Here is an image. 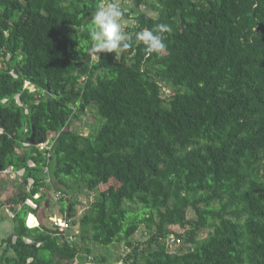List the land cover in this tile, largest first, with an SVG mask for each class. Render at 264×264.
<instances>
[{"label":"trees","instance_id":"1","mask_svg":"<svg viewBox=\"0 0 264 264\" xmlns=\"http://www.w3.org/2000/svg\"><path fill=\"white\" fill-rule=\"evenodd\" d=\"M126 1L148 10L122 8L131 47L96 60L97 0H0V210L15 212L3 264L86 259L88 246L46 224L49 192L65 193L57 203L73 218L84 189L96 199L72 224L81 241L123 242L121 264H264V0ZM157 24L171 31L149 56L134 37ZM91 107L98 124L79 125ZM51 133L45 162L37 144ZM9 165L24 176L5 179ZM172 236L187 247L170 251Z\"/></svg>","mask_w":264,"mask_h":264},{"label":"rangeland","instance_id":"2","mask_svg":"<svg viewBox=\"0 0 264 264\" xmlns=\"http://www.w3.org/2000/svg\"><path fill=\"white\" fill-rule=\"evenodd\" d=\"M118 3L121 5V8H123L124 10H131L132 12H138V11H144L147 10L145 8V6L143 4L139 5L137 8L133 7V4L130 3L129 1L124 0L123 2L121 0H118ZM148 11V10H147ZM120 23L123 26V31L128 34V27L132 26V22L130 21L129 18H127L126 16H123L121 18ZM120 50H118L119 52ZM118 58V57H117ZM116 58V59H117ZM27 87L31 88V84H26ZM161 86V90L164 92H168L169 91V86L166 85L165 83H160ZM34 89V88H33ZM96 112L94 107L88 108L86 110V112L84 113L83 117L81 119L78 120V124L79 125H97L99 122V118L95 117L92 113ZM88 129V128H87ZM87 129L84 130V132H87ZM3 177L5 179H9L8 177H6L5 175H3ZM8 194L11 195L13 194V189L10 187L7 190ZM54 191L49 192L48 196L51 199V206L49 207L50 210V214H48V218L46 220V224L50 227L53 226V221H51V217L53 215H59V216H65L68 215V212L66 211H61L59 208V204L57 205L56 203H54ZM96 192H92V191H87V190H80L78 193H76L74 195V197H72L70 199V201L74 202L75 204V209H74V216L72 218V220H78V218L84 213L86 212L92 205L93 201L96 199ZM9 208V207H8ZM10 209V208H9ZM12 213H15L12 209H10ZM0 224L4 225L5 228H7L10 224V220L8 218H11L10 215L7 213L6 211V206L2 207L0 210ZM172 230L176 231V232H180L182 231V229L178 226H172L171 227ZM67 231V236H72V241H76L82 244V246H88L90 249V253L88 255V260L87 258L84 259L83 258V254L81 255L82 258L80 259V256L78 259H76V261L74 262V264H78L80 263V261L84 264H121V258L127 254L129 252V248L123 243V242H118V243H112L110 245L107 246H99V245H95L90 241H81L79 238V229H78V225H73L71 222L70 227L66 230ZM146 231V227L145 225H141L139 227V229L135 232V234L131 237L132 240L137 241V240H142L143 236L145 234ZM1 236V234H0ZM168 247L170 251H179L183 248H186L187 245L184 244L183 242H178L177 240L173 239L172 237L168 238ZM92 259H94V263L92 262Z\"/></svg>","mask_w":264,"mask_h":264},{"label":"clouds","instance_id":"3","mask_svg":"<svg viewBox=\"0 0 264 264\" xmlns=\"http://www.w3.org/2000/svg\"><path fill=\"white\" fill-rule=\"evenodd\" d=\"M124 12L118 0H97L91 14L88 29L91 58L100 60L99 53L128 50L133 37L123 31L120 23ZM167 24H157L154 29L144 28L135 34L134 39L143 44L146 55L160 54L165 50L163 33L170 32Z\"/></svg>","mask_w":264,"mask_h":264},{"label":"built area","instance_id":"4","mask_svg":"<svg viewBox=\"0 0 264 264\" xmlns=\"http://www.w3.org/2000/svg\"><path fill=\"white\" fill-rule=\"evenodd\" d=\"M26 84H30V83L28 81H26L25 85H24L25 87H27ZM31 88L33 89L32 85H31ZM26 111H27V109H25V112ZM0 132H2L1 128H0ZM54 136H55V134L51 133L49 135V138L45 142L37 144V147L39 148V150L43 152V157H44L45 162H48V160H49L50 149L52 147V141H53ZM23 144L25 146L29 145L28 142H23ZM26 164H27L28 167H31V168L36 166L35 161L32 160V159H28ZM25 170H26L25 167L15 168L13 165H9L5 169H3L1 172H2L3 175L8 177L9 179H16V178H21L22 176H24ZM42 171H43V174H45V176H46L44 181L49 182L50 178L47 175L48 174L47 163L43 164ZM34 183H35L34 177H28V179H27V188H28V190L33 186ZM39 197H40V193L37 192V193H35L33 195V198H26L24 203L26 205H28L29 207H31L32 209H35L37 207V203L35 202V199H38ZM53 198H54L53 202L57 203L58 199H61V198L65 199L66 196H65V193H63L62 191L56 190V191H54ZM6 211L10 215L11 218L14 217L15 213H12L8 207H6ZM30 213L33 214L32 212H29L27 214L25 223H26L27 227L32 228V227L35 226V223L37 224V221H36V218H35L36 216L33 214L35 216L34 217V221L35 222L30 224V217L32 216ZM50 219H51V221H53V226L52 227L53 228L61 227L64 230V233H62L63 239L66 242H68V243H72V239H73L72 236H67V234H66L67 233L66 230L70 227L71 222L73 221L72 218L68 217L67 215H65V216L53 215ZM39 226H40V224H39ZM39 226H37V227H39ZM54 235H60V234L57 232V233H54ZM15 238L16 237L13 236V240H15ZM24 240L26 242H31L30 238H27V237H24ZM87 260H88V255H87ZM91 260L94 263L92 258H91Z\"/></svg>","mask_w":264,"mask_h":264},{"label":"crops","instance_id":"5","mask_svg":"<svg viewBox=\"0 0 264 264\" xmlns=\"http://www.w3.org/2000/svg\"><path fill=\"white\" fill-rule=\"evenodd\" d=\"M57 205H58V203H56ZM59 206V205H58ZM11 211V210H10ZM31 214V213H30ZM33 217H35L33 214H31ZM36 218V221H37V224L35 223V226L34 227H37V226H39V221H38V219H37V217H35ZM0 219H1V217H0ZM9 220H10V224H9V226L7 227V228H5V226L4 225H1L0 224V234H1V236H0V264H3L4 263V261H5V259L4 260H2V257H3V253H4V255H6V256H12V251L11 250H6V247H5V245H3L2 244V239L3 238H5L6 236H8L11 232H12V229H13V218H8ZM1 223V222H0ZM33 228V227H32ZM31 240V239H30Z\"/></svg>","mask_w":264,"mask_h":264},{"label":"water","instance_id":"6","mask_svg":"<svg viewBox=\"0 0 264 264\" xmlns=\"http://www.w3.org/2000/svg\"><path fill=\"white\" fill-rule=\"evenodd\" d=\"M29 140H30L31 142L34 141V132H32V134H31ZM48 203H49V200H46V206H48Z\"/></svg>","mask_w":264,"mask_h":264},{"label":"bare ground","instance_id":"7","mask_svg":"<svg viewBox=\"0 0 264 264\" xmlns=\"http://www.w3.org/2000/svg\"><path fill=\"white\" fill-rule=\"evenodd\" d=\"M35 221H34V217L33 216H31L30 217V224H32V223H34Z\"/></svg>","mask_w":264,"mask_h":264}]
</instances>
